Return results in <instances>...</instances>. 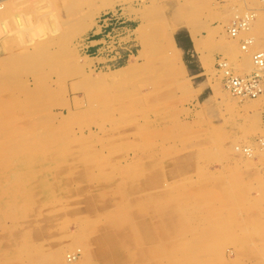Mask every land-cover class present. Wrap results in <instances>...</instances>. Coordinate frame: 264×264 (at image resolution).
<instances>
[{"label":"rangeland","instance_id":"1","mask_svg":"<svg viewBox=\"0 0 264 264\" xmlns=\"http://www.w3.org/2000/svg\"><path fill=\"white\" fill-rule=\"evenodd\" d=\"M263 50L264 0H0V264H264V95L215 67Z\"/></svg>","mask_w":264,"mask_h":264},{"label":"built area","instance_id":"2","mask_svg":"<svg viewBox=\"0 0 264 264\" xmlns=\"http://www.w3.org/2000/svg\"><path fill=\"white\" fill-rule=\"evenodd\" d=\"M115 15L106 14L100 20L99 28L100 32L97 33L99 36L102 34L103 29H108L116 24L117 20ZM254 16L246 14L244 17L236 18V21L233 23L232 28L230 29V34L232 37H237L241 31H247L249 27L250 19ZM114 30H112L113 32ZM97 42V41H96ZM254 43L253 39L246 40L243 43L242 49L246 50L248 46ZM98 45L101 44L99 41ZM98 45L91 47L94 50ZM252 62L255 67V71L251 74L238 76L233 73L229 68L227 61L223 58H218L215 64L216 70L221 75V82L223 88L230 93L233 97L240 99H256L264 95V50L256 52L252 57ZM261 146H264V139L259 141Z\"/></svg>","mask_w":264,"mask_h":264},{"label":"bare ground","instance_id":"3","mask_svg":"<svg viewBox=\"0 0 264 264\" xmlns=\"http://www.w3.org/2000/svg\"><path fill=\"white\" fill-rule=\"evenodd\" d=\"M180 28V25L178 26V24H175L171 27L170 30H167V32L165 33V49L167 51V53L170 55V57L172 58L173 61L175 62H178L182 67L183 69H185L184 67V64H183V61L180 57V49L179 47L177 46L176 44V41H175V38H174V32ZM100 29V28H99ZM100 32V31H99ZM93 59H91V62L88 63V67H92L93 65V62H92ZM171 63V62H170ZM128 68V67H126ZM126 68L124 69H121L120 71H123L125 70ZM261 232V231H260ZM261 236V235H260ZM259 237V236H258Z\"/></svg>","mask_w":264,"mask_h":264},{"label":"crops","instance_id":"4","mask_svg":"<svg viewBox=\"0 0 264 264\" xmlns=\"http://www.w3.org/2000/svg\"><path fill=\"white\" fill-rule=\"evenodd\" d=\"M184 34V36L187 39V43H181L180 42V49L182 50V52L184 53H193L196 54L198 56L197 60L199 59V51L197 50V44L193 38V35L190 33L189 30L183 31L182 32ZM182 33H177L176 36H180V34ZM198 66H200V61H197Z\"/></svg>","mask_w":264,"mask_h":264},{"label":"trees","instance_id":"5","mask_svg":"<svg viewBox=\"0 0 264 264\" xmlns=\"http://www.w3.org/2000/svg\"><path fill=\"white\" fill-rule=\"evenodd\" d=\"M175 41H176V43H177L178 47H180V41H179V38H178V36H176V37H175Z\"/></svg>","mask_w":264,"mask_h":264}]
</instances>
